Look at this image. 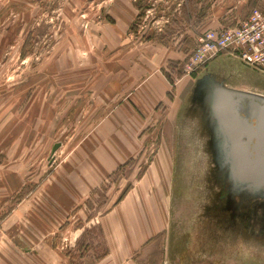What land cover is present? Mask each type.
<instances>
[{
    "label": "rangeland",
    "instance_id": "374dc122",
    "mask_svg": "<svg viewBox=\"0 0 264 264\" xmlns=\"http://www.w3.org/2000/svg\"><path fill=\"white\" fill-rule=\"evenodd\" d=\"M257 9L264 0H0V264H40L46 243L63 244L71 264L103 256L100 218L143 174L160 130L173 160L171 262L187 242L207 264H264V181L237 176L218 111L221 88L264 99V73L204 52L210 33ZM156 70L183 83L180 103L161 106L153 144L79 209L72 181L93 162L103 118ZM169 107L177 118L164 122Z\"/></svg>",
    "mask_w": 264,
    "mask_h": 264
},
{
    "label": "crops",
    "instance_id": "0c3cea01",
    "mask_svg": "<svg viewBox=\"0 0 264 264\" xmlns=\"http://www.w3.org/2000/svg\"><path fill=\"white\" fill-rule=\"evenodd\" d=\"M182 84L172 85L163 71L156 70L145 76L134 92L129 94L128 103H122L116 113L111 112L109 119V116L103 118L96 131L98 142L91 150L94 152L93 162L86 161L79 172V180L72 181L75 185L73 198L79 201V209L82 208L81 201L107 180L109 175L130 159L141 158L153 144H150L148 137L156 130L152 128V121L162 116L161 106L180 103L178 93L184 88ZM173 89L174 93L177 91V96ZM171 108L165 114L164 122L177 118L175 107L172 110ZM157 141L156 146L153 144V156L143 174L132 181L123 198L119 199L118 196L101 216L99 226L107 250L91 264H142L143 258L147 261L156 252L161 258L159 264H174L171 262V242L166 238L173 226V160L161 130L158 131ZM86 231L84 229L76 235L75 245L79 244ZM160 236L163 237L162 240H159ZM189 244L184 242L182 248H188L189 252L180 251L179 264H201L202 260L207 264L206 259L193 256ZM41 247L46 254L32 258L31 262L71 264V257L63 251V244L60 246L46 243Z\"/></svg>",
    "mask_w": 264,
    "mask_h": 264
},
{
    "label": "water",
    "instance_id": "95a60500",
    "mask_svg": "<svg viewBox=\"0 0 264 264\" xmlns=\"http://www.w3.org/2000/svg\"><path fill=\"white\" fill-rule=\"evenodd\" d=\"M218 111L233 141L237 176L248 182L264 181V99L221 88ZM59 146L56 143L53 152Z\"/></svg>",
    "mask_w": 264,
    "mask_h": 264
},
{
    "label": "built area",
    "instance_id": "2783aa9c",
    "mask_svg": "<svg viewBox=\"0 0 264 264\" xmlns=\"http://www.w3.org/2000/svg\"><path fill=\"white\" fill-rule=\"evenodd\" d=\"M204 47L209 56L226 51L264 73V10H254L236 25L210 33L204 38Z\"/></svg>",
    "mask_w": 264,
    "mask_h": 264
},
{
    "label": "trees",
    "instance_id": "16d2710c",
    "mask_svg": "<svg viewBox=\"0 0 264 264\" xmlns=\"http://www.w3.org/2000/svg\"><path fill=\"white\" fill-rule=\"evenodd\" d=\"M185 1H189V0H185ZM143 8L142 5L139 6V9L141 10ZM143 16V13H139L138 14V19H140V17ZM133 29L135 28V26L132 27ZM136 159H130L128 162H126L125 164L121 165L116 171L122 170L123 168H125L126 166H130L133 165L135 163ZM114 175V173L111 174V176ZM131 187V184H128V186L126 187V189L122 192V194L120 195L119 199H122L123 196L126 194V192L129 190V188Z\"/></svg>",
    "mask_w": 264,
    "mask_h": 264
}]
</instances>
